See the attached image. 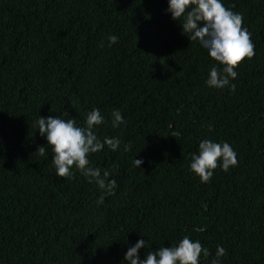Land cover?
Masks as SVG:
<instances>
[{"label":"trees","instance_id":"16d2710c","mask_svg":"<svg viewBox=\"0 0 264 264\" xmlns=\"http://www.w3.org/2000/svg\"><path fill=\"white\" fill-rule=\"evenodd\" d=\"M222 2L243 15L255 45L235 92L206 84L217 62L183 34L168 0H0V264H126L140 239L144 259L185 235L209 251L200 264L218 245L221 264H264V0ZM95 108L101 141L121 140L90 156L117 184L100 205L78 169L67 181L55 174L36 123L58 116L86 127ZM114 110L126 125L112 127ZM204 139L238 157L210 183L190 169Z\"/></svg>","mask_w":264,"mask_h":264},{"label":"clouds","instance_id":"9594fccd","mask_svg":"<svg viewBox=\"0 0 264 264\" xmlns=\"http://www.w3.org/2000/svg\"><path fill=\"white\" fill-rule=\"evenodd\" d=\"M168 5L166 11L171 13L173 20L182 25L183 34H186L191 42H198L217 62V65L211 66L206 84L216 89L230 86L235 92L236 85L231 81L238 76L236 69L245 59H252L255 56V45L251 33L243 26V15L227 8L222 0H168ZM118 40L116 35L110 34L108 46L111 47ZM65 115L68 116L67 111ZM111 115L113 128H118L121 124L126 125L127 122L119 110H114ZM36 123L40 136L46 137L47 145L51 147L52 164L58 177L67 181L72 176V169L74 167L78 169L89 183H94L100 189L102 194L97 200L98 205L104 203L106 196L116 194V181L109 179L111 172L108 169L94 167L90 160V156L102 151L105 145L112 151L118 150L121 145L118 137L105 136L101 141L94 132L95 127L105 123L99 108L86 114V127L77 126L75 118L63 119L58 116L47 118L39 116ZM177 135L173 133L171 136L176 138ZM131 147L129 142L124 145V150L131 151ZM36 153L45 156V145L39 146ZM143 163V160L135 159L134 166L141 167ZM235 166H238L237 153L227 142L218 143L204 139L199 143L198 154L191 155L190 169L200 178L201 183H210L218 167L227 172ZM145 247V240H138L135 245L128 248L124 262L200 264L202 256L207 258L210 255L200 241H193L187 235L179 240L178 244L149 251L146 257L141 259L139 252ZM226 254V249L218 245L211 264H221L220 258Z\"/></svg>","mask_w":264,"mask_h":264}]
</instances>
